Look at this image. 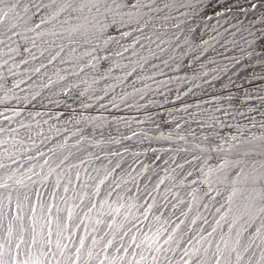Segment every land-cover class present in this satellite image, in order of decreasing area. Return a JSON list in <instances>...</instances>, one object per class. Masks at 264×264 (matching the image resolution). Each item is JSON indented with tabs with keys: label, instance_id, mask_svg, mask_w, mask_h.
Instances as JSON below:
<instances>
[{
	"label": "snow or ice",
	"instance_id": "obj_1",
	"mask_svg": "<svg viewBox=\"0 0 264 264\" xmlns=\"http://www.w3.org/2000/svg\"><path fill=\"white\" fill-rule=\"evenodd\" d=\"M260 4L264 5V0H260ZM221 6L231 10L230 5ZM257 7L256 2L249 0L250 9ZM184 8L192 9L193 5L182 0H0V45L8 47L9 53L21 56L20 63H29L23 58L24 53L32 61H40L39 67L30 69L35 74L41 73V69H46L57 59L60 64L70 65V71L56 68L52 74L56 79L49 75L47 83L42 86L61 85L64 95L75 92L74 98L80 101V108L89 110L93 104L86 102L85 97L103 100L108 95V88L115 89V84L109 85L103 89L104 96L92 95L97 91L95 86L101 80L106 81L114 67H121L116 58L128 61L122 66L125 69L123 79L114 77L119 83H124L137 68L145 70L146 66H151L157 69L159 65L151 64V60H158L164 67H169L168 60L162 59L169 49L175 52L180 48L184 52L180 37L175 33L168 36L169 25L177 32L183 30L181 25L189 34L195 31L188 27L186 19H178L179 16H188L187 12L180 11ZM173 12L178 15H173ZM216 15L222 16L223 13L216 12ZM260 23L264 25V15L260 17ZM248 34L253 35L251 31ZM48 36L55 39L49 41L46 39ZM13 37L24 43H18ZM241 39L248 45L247 56L258 60L264 67V42L257 51L255 39L248 40L243 36ZM129 40L130 43L126 44ZM196 41V36L192 41L185 37L184 44L191 48ZM224 43H228L226 37ZM231 43L237 46L235 39ZM201 44L207 47L209 42L199 40L195 47L199 48ZM32 49H36L39 55ZM127 52L135 59L125 57ZM241 53L245 54V50L241 49ZM193 59L198 60L199 57ZM130 64L135 67L129 71ZM16 66L19 67L18 64ZM86 69L96 73L104 70V74L89 76ZM62 71L66 74L61 75ZM9 72H12L11 68ZM159 75L163 76V71H159ZM69 76L76 79L69 81ZM198 78L193 73L192 80ZM180 79L188 82L186 77ZM253 79L264 80V76ZM4 80L5 77L0 75V81ZM145 81H152L157 87L153 89ZM137 82L142 87H135ZM171 82L172 78L156 81L152 75L137 76L132 92H123L119 99L126 107H132L127 103L130 97L139 95V99L144 100L148 92H159L163 97L160 88ZM3 86L0 83V87ZM193 87L199 88L200 85L194 84ZM190 93L195 96L192 87L174 100L169 101L165 97L164 104L176 105L174 110L155 100L137 104L138 111L156 106L167 113L146 111L144 120L135 121L147 125L145 130H133L131 122L123 117L117 119L113 116L109 121L103 115L91 116L81 111L79 118L72 115L66 121L84 124V127H76L71 132L72 137H78L71 145L65 137L63 142L47 148L46 155L28 135L36 155L28 156L30 149L24 147V158L37 162L23 171V165L11 169L10 174L0 178V264H264V134L257 136L250 131L245 132V126L221 119V115L233 120L236 115H245L237 106L239 98L221 93L204 101L181 99ZM204 95H208L206 91ZM254 98L264 104V95L253 97L248 93L239 103L242 105ZM115 100L113 97L109 103L112 108H119ZM99 107L108 110L105 104ZM249 111L257 109L250 108ZM260 115L264 117V111ZM113 122H122L130 135L121 133L113 137ZM193 123L208 131L197 137L191 127ZM249 123L251 128L257 126L255 118H251ZM20 127L31 131L24 123ZM260 127L264 129V120L260 121ZM165 128L168 131H164ZM2 131L4 129H0ZM9 131L13 133L11 148L15 152L4 148L3 155L15 163V156L21 151L17 145H23L24 139H17L16 129ZM97 131L99 139H96ZM105 131L109 133L107 139ZM50 139L46 137L41 144ZM124 141H134L135 147L132 144L123 146ZM154 142H167L168 147H153ZM145 143L148 146L140 148ZM5 144L7 141L0 140V145ZM85 144L88 149L100 148L102 152L103 145L120 144L122 151L109 149L106 155L101 156L85 149ZM82 151H87L89 158L101 162L99 167L85 168L83 177L79 171L80 165L85 163L83 159L78 164L66 165L70 157L78 159L76 153ZM160 151L168 153L169 159L163 160L157 155ZM149 153L153 164L163 160L165 167L146 164L142 170L136 171L133 167L139 163L136 158ZM125 154L133 158L127 169ZM37 157L43 162L40 163ZM109 157L119 158L112 167L109 166L113 165V160ZM201 159L203 163H198L195 168L198 177L189 181L193 172L185 169V165ZM214 159L218 161L215 165L211 163ZM105 160L109 166L103 163ZM0 169L8 171L4 163H0ZM73 169L76 170L75 180ZM117 170L122 174H117ZM145 173L150 175L145 177L144 191L141 192L138 178ZM49 177H54V180L49 182ZM38 183L48 189L47 194L33 187ZM130 183L135 186V192L128 187ZM162 185L165 187L160 192ZM61 188L62 192L57 191ZM179 189H185L186 196H182ZM33 192L35 200L32 199ZM153 193H160L162 201ZM149 198L151 203H141ZM163 209H168L167 216ZM145 221L148 222L146 225ZM253 227L254 231L249 232Z\"/></svg>",
	"mask_w": 264,
	"mask_h": 264
},
{
	"label": "rangeland",
	"instance_id": "obj_2",
	"mask_svg": "<svg viewBox=\"0 0 264 264\" xmlns=\"http://www.w3.org/2000/svg\"><path fill=\"white\" fill-rule=\"evenodd\" d=\"M227 1H230V0H182V2L184 3L192 4L193 8L192 9H189V8L181 9L180 11L187 12L188 16L187 17L179 16L178 19L179 20L186 19L188 27L194 29L195 30L194 32L204 28L205 32H207V35H206L207 40H211L212 37L217 36V30L220 24V22H218L220 17L218 18V15H216V12L214 11V9L220 8L222 4L226 5ZM173 15H178V14L173 12ZM181 28L183 30L177 32L176 29L171 28L169 25V30H168V36H171L172 33H175L177 36L180 37V40H179L180 44L184 43V41H182L181 43V40H183L184 37H188L190 35L189 37L192 39L193 34H194V33L193 34L188 33L187 35V28H185L184 25H181ZM46 39L51 41L55 38L48 36L46 37ZM13 40H17V42L20 44L24 43L23 41L18 40L17 37H13ZM57 43H60V41L57 40ZM64 43L67 44V41H64ZM127 43H130V40L127 41L126 44ZM10 46L15 47V45H10ZM154 47L155 46H153V48ZM32 52L39 55L36 49H32ZM166 54H168V52ZM166 54H163V55H166ZM45 55L47 56V53H45ZM124 55L125 57L135 59V57L130 56V52L124 53ZM9 57H12V58L10 59ZM23 58L29 60V63L27 65L20 63L21 56L16 55L15 53H9L8 47H5L4 45H0V75H3L5 77L4 81H0V83H3L4 85L3 87H0V129H4V131L0 132V140L7 141V144L0 145V163H4L8 169L7 172L4 169H0V178H3L4 176L10 174L11 169L21 168V165H23V168H21V171H23L24 168H27L31 164L37 162V161H29L24 158V155H25L23 153L24 147H27L28 149H30L27 153L28 156L36 155L35 148L32 147L31 141L27 139L28 135H31L33 137V139L36 142V145L40 148L41 151H44L47 155V152H46L47 148L55 146L58 142H63V139L65 137H68L69 145L73 144L75 139H77L78 137H72L71 132L74 131L76 127L78 126L84 127V124L75 125L74 123H71V124L66 123V121L69 120L70 116L75 115L76 118H79V113L81 111H84V109L80 108V101L74 98L75 92H72L69 95H64L63 88L61 87V85H54V86H50L49 88H44L42 86L43 84L47 83V79L49 75H51L54 80L56 79V77L52 75L56 68H60V69L67 68L70 71L71 70L70 65L60 64L59 59H57V61H54L53 64L48 65L46 69H41V73L35 74L32 71H30V69L39 67L40 61H32L27 53L23 54ZM5 60L7 61V64L4 63ZM116 61H117V64L121 65V67H114L112 73L108 74V79L106 81L101 80L100 83L95 86L97 91L92 93V95L104 96L103 89L108 88L109 85L115 84L116 85L115 89L113 90L112 88H108V95L104 96L103 100H99V101L94 100V99L89 100L87 99V97H85V101L93 104V108L89 110H85L84 112L86 115H91V116L103 115L107 117L109 121H112L113 116H115L117 119L121 117L124 118L125 115L124 116L118 115V112L120 108L123 109L125 107V108H130L126 110V113H127L126 116H128V121H131V119H133L135 115L133 112L137 110L136 109L137 108L136 99H138L139 96L137 95L135 96V98L130 97L128 99L127 103L133 105L132 107H126L125 103L121 102L119 97L125 91L132 92L133 82L137 81V76H141L142 74H137V71H139V68H137L136 72L131 77H129L127 80H125L124 83H119V81L115 80L114 77H120L121 79H123L125 69L122 66L124 64H127L128 61L122 60L120 58H116ZM44 62L47 63L46 60ZM17 64L19 65V67L16 66ZM109 64L110 62L108 64H105V69L109 66ZM133 67H135V65L130 64L127 70L130 71ZM9 68L12 69V72H9ZM85 71L89 73V76L104 74V70H101L100 73L92 72L89 69H86ZM45 72L47 73V75H43ZM147 72L149 75L150 71H147ZM12 73H15V75H13ZM65 74H66L65 72L63 71L61 72V75H65ZM75 79H76L75 77H71V76L68 77L69 81H73ZM61 83L63 84L64 87L67 86L66 83L64 82H61ZM14 84L18 85V87H13ZM138 86H142V84L137 82L135 84V87H138ZM82 88H83V85H81V89ZM37 93H39V95H37ZM33 96H36V98L33 99ZM113 97L116 98L115 102L119 105V108H112L111 104L109 103V101ZM60 102H62L63 104ZM100 104L107 105L108 110L100 108L99 107ZM70 108L74 111H71ZM14 112L19 113V115H15ZM37 113H39V115H36ZM5 117H8L10 119H5ZM45 121H47V123H45ZM21 123L28 125L31 131H28L25 128H21L20 127ZM112 127H113V131L111 132V135L113 137H118L121 133H124V131L129 132L128 134L130 135V131L125 126H122L120 123L117 124L113 122ZM9 129H16L17 139H20V138L24 139L23 145H17V147L20 148L21 151L15 156V163H13L12 160L8 159L5 155H3L4 148H9L10 151L15 152V149L11 148V145L13 143V133H11ZM57 129L60 130L59 134L57 133ZM66 129L67 131H65ZM117 129L119 131H117ZM37 133H41L42 135L38 136L36 135ZM108 135L109 133L105 131V139L108 138ZM46 137H51V139L41 144V141L44 140ZM99 138H100L99 131H97L96 139H99ZM129 144H132L135 147L134 141H124L123 146H128ZM152 146L157 147V148L168 147L167 144L164 142L156 143V144L154 143V145ZM83 147L85 149H88L87 144H85ZM143 147H147V143L140 146V148H143ZM103 149H104L103 152L101 151L100 148L88 149V151H92L96 155L103 156V155H106L109 149L111 150L119 149L120 151H122V145L107 144V145H103ZM73 151H75V149H73ZM157 155L162 156L163 160L169 159L168 153H165L163 151L158 152ZM76 157H78V159L75 157H70L69 160L66 161V165L67 164H78L79 160L83 159L85 163L83 165H80V168H79V171L82 177L84 176L85 168H88L89 170H91L94 167H99L101 164L100 161H96L94 159L89 158L87 151L76 153ZM109 159L113 160V165H110V166L107 165L106 160L103 161V163L106 166L112 167L114 166L115 161L119 158L109 157ZM136 159H138L139 161V163H136L133 165L136 171L142 170V166L146 164H151L152 167H155L156 164H159L160 168L165 167L163 160L156 161V163L153 164L152 163L153 157H152V154L150 153H149V156L141 155L137 157ZM37 160L40 163L43 162L39 157H37ZM125 161H126L125 168L127 169L128 165H132L133 163L132 156L130 154H125ZM75 171H76L75 169L72 170L73 180H75ZM117 174H122V173H120V170H117ZM133 174H135V172ZM147 175H150V173H145V176H141L138 178L140 182L141 192H143L144 190L145 183H146L145 177ZM160 175L163 176L164 172L161 171ZM53 180H54V177H49V182ZM61 183H63V181ZM33 187L39 190L41 193L47 194L48 189H46L43 184L38 183L34 185ZM128 187L131 188L133 192L136 191V189H134L135 186L132 185L131 183L128 185ZM164 187H165L164 185L161 186L160 192H163ZM57 191L62 192V188L57 189ZM179 192L182 196H186L185 189H179ZM153 195H156V196L159 195L157 197L162 201V197H160V193H153ZM14 199H15V196H14ZM32 199L35 200L34 192L32 193ZM112 199H115V196H113ZM5 203H7V201ZM141 203L146 205L148 203H151V199L149 198L148 200H142ZM163 211H164L165 216H167L168 209H163ZM150 217H151V214H150ZM211 219L212 217L211 215H209V220L211 221ZM147 223H148L147 221L144 222L145 225ZM137 227H141V225H137ZM133 231H135V229Z\"/></svg>",
	"mask_w": 264,
	"mask_h": 264
},
{
	"label": "built area",
	"instance_id": "obj_3",
	"mask_svg": "<svg viewBox=\"0 0 264 264\" xmlns=\"http://www.w3.org/2000/svg\"><path fill=\"white\" fill-rule=\"evenodd\" d=\"M253 2H256L258 5L256 9L249 8V0L227 1L226 5H230L231 10H226V8L222 6L214 9L215 12H221L224 15L218 16V18L220 17L218 20L220 24L217 33H221V35L215 36V40H207V32H205L204 28L196 32L193 31V36L197 37V41L193 42V47L190 48L188 45L182 43L185 39L184 37V39L181 40L182 44H180L184 48V52H181L180 48H176L175 52L169 49L168 54L162 56V59L168 60L169 67H164L158 60H151V64H157L159 67L154 69L151 66H146L145 70H142L143 73L138 74L146 76L148 75L147 71H150L149 75H152L156 81H167L169 78H172V82L168 83L167 87L160 88L164 93L162 100H164L165 97L169 101L174 100L177 96V90L187 92L190 87L193 88V92L195 93L194 99H199L200 101L207 100L212 95H220L223 93L226 96L231 94L233 97L239 98L237 106L240 107V111L244 112L245 115H236L235 120L221 115V119L226 123H239L245 126V132L250 131L257 136L264 134V129L260 127V123H257L253 131L249 123L250 119L256 116V112L253 113L254 111H249V109H264V104H262L259 99L255 98L242 105L239 103V101L243 100L245 93L253 97L264 95V80L253 79V77L264 76V67H261L258 60L247 56L246 53L249 51L248 45L241 39L242 36L248 40L255 39L257 51H259L258 46L264 42V33H262L264 25L260 23V17L264 15V5L260 4V0H253ZM225 29H227V31H225ZM237 29H239V31H237ZM245 29L248 31H245ZM249 31L253 33L252 36L248 34ZM232 33H235V35H231ZM189 36L187 39L192 41ZM225 37L228 40L227 44L224 43ZM233 39L236 40L237 46H233L231 43ZM199 40H207L209 42L208 46L206 47L201 44L199 48H196L195 43ZM241 49L245 50V54L242 55ZM170 57H174L175 59H170ZM193 57H199V59H193ZM208 61H214V63L209 64ZM236 61H239V63L237 64ZM201 64L204 65L203 68H201ZM173 69L176 70L173 71ZM140 70L141 69H139V71ZM159 71H163L164 75H159ZM204 72H207L208 75L204 76ZM193 73L199 78L192 80ZM181 77H186L188 82L185 83L180 79ZM205 81H207V83H205ZM145 83L152 85L153 89L157 87L152 81H145ZM194 84H199L200 87L195 88L193 87ZM140 87L142 86H138L137 88ZM205 91L208 95H204ZM150 99L144 101L140 100L138 97V99H136V104H145ZM225 107H227L226 104ZM191 127L195 130L197 137L208 131V129H201L195 123H193ZM164 131H168V129H164ZM231 131H234V129ZM189 139L191 140L192 138L189 137ZM164 143L168 146L167 142ZM196 154L200 155L199 153ZM189 158L191 157L189 156ZM180 162L183 161L181 160ZM217 162L218 161L215 159L211 161L213 165ZM198 163H203V159H201L200 162L193 161L192 165H185V169L193 172V175L188 178L189 181L198 177L199 174L195 171ZM253 231L254 229L251 232Z\"/></svg>",
	"mask_w": 264,
	"mask_h": 264
},
{
	"label": "bare ground",
	"instance_id": "obj_4",
	"mask_svg": "<svg viewBox=\"0 0 264 264\" xmlns=\"http://www.w3.org/2000/svg\"><path fill=\"white\" fill-rule=\"evenodd\" d=\"M138 73H143V71L142 70H140V71H137V74ZM151 87H152V85H151ZM155 89V88H154ZM160 91H162V89H160ZM181 93V91L180 90H177V95H179ZM174 96V95H173ZM151 98V99H150ZM147 99H150V100H157V103L158 104H164V100H162V96L159 94V92H148L147 93V95L145 96V99H144V101H146ZM181 99H184V100H187L188 102H194V101H196V99H194V96L193 95H191V94H189L187 97H183L182 96V98ZM171 101V100H170ZM60 103H62V102H60ZM68 103V102H67ZM12 104H13V102H12ZM16 104V103H15ZM56 104V103H55ZM63 104V103H62ZM72 104V103H71ZM179 104V101H177V105ZM70 105V104H69ZM67 106V105H66ZM71 106V105H70ZM74 106V105H73ZM75 106H76V104H75ZM77 106H78V104H77ZM164 107L165 108H172L173 110L175 109V107H176V105H173V104H171V103H168V104H164ZM76 108H78V107H76ZM69 109V108H68ZM68 109H66V110H68ZM75 109V108H74ZM127 109H130V108H123V109H119V112H118V115H122V116H124V119H127L128 120V116H126V110ZM77 110V109H76ZM82 110V109H81ZM136 110V109H135ZM85 111V110H84ZM100 111H102V110H100ZM146 111H151V112H153V113H162L163 112V109H160L159 107H156V106H152V107H150V109H148V110H145V109H140L139 111L138 110H136V111H134L133 113L135 114L134 115V117H133V119H131V124H132V127H133V129L134 130H138V131H141V130H145L148 126L147 125H144V124H137V123H135V121L136 120H144L146 117H145V112ZM258 111V112H257ZM257 111H254L253 113H255L256 112V116H254V117H252V118H255V120L257 121V123H260V121L261 120H264V117H261V115H260V112L261 111H264V109H261L260 108V110H257ZM76 113V112H75ZM163 114L164 115H166L167 113L166 112H163ZM185 118H187V117H185ZM122 126H124V124L123 123H120ZM79 127V126H78ZM165 129H167V128H165ZM252 131H253V128H252ZM126 131H124V134H127V133H129V132H126ZM154 144V143H153ZM148 146V145H147ZM119 150V149H118ZM135 189V188H134ZM144 191V190H143ZM157 196H159V195H157ZM148 200V199H147ZM142 202V201H141ZM258 221H257V224H256V226L258 225ZM254 229V227L252 228V229H249V231H252Z\"/></svg>",
	"mask_w": 264,
	"mask_h": 264
}]
</instances>
